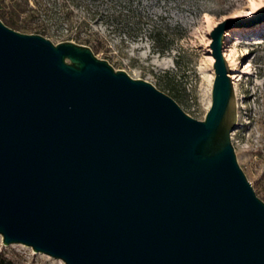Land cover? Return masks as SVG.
Listing matches in <instances>:
<instances>
[{
	"label": "water",
	"instance_id": "water-1",
	"mask_svg": "<svg viewBox=\"0 0 264 264\" xmlns=\"http://www.w3.org/2000/svg\"><path fill=\"white\" fill-rule=\"evenodd\" d=\"M203 119L71 40L0 20V236L64 264H264L224 31ZM264 21V9L247 18Z\"/></svg>",
	"mask_w": 264,
	"mask_h": 264
},
{
	"label": "rangeland",
	"instance_id": "rangeland-1",
	"mask_svg": "<svg viewBox=\"0 0 264 264\" xmlns=\"http://www.w3.org/2000/svg\"><path fill=\"white\" fill-rule=\"evenodd\" d=\"M130 1L145 16L144 22L137 24L132 19L128 26H119L97 16L91 27L101 31L107 43L97 57L133 78L152 83L196 119H203L210 105L214 76L211 33L226 19L244 20L223 33L222 51L232 71L237 101V124L231 139L239 165L264 200V21L244 24L264 9V0ZM90 6L101 13L112 11L110 0H94ZM76 11L83 14L81 8ZM154 26L161 27L157 42L150 38ZM73 34L65 25H51L45 37L53 43L71 40L83 44ZM166 84L172 91L164 88ZM0 252L13 264H64L22 243L3 244L1 236Z\"/></svg>",
	"mask_w": 264,
	"mask_h": 264
},
{
	"label": "trees",
	"instance_id": "trees-1",
	"mask_svg": "<svg viewBox=\"0 0 264 264\" xmlns=\"http://www.w3.org/2000/svg\"><path fill=\"white\" fill-rule=\"evenodd\" d=\"M91 1L94 0H0V20L14 30L43 36L49 33L51 25H65L67 31L74 33V40L82 41L95 55L107 44L101 31L91 27L97 16L106 23L115 21L119 26H128L132 19L137 24L145 20V16L133 7L130 0H110L112 11L109 13H101L91 7ZM78 8L82 9L83 14L77 13ZM150 34L151 40L159 41L161 27L154 26ZM164 88L172 91L167 84ZM170 94L174 96L172 92ZM0 264L13 262L0 252Z\"/></svg>",
	"mask_w": 264,
	"mask_h": 264
}]
</instances>
